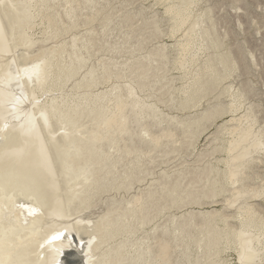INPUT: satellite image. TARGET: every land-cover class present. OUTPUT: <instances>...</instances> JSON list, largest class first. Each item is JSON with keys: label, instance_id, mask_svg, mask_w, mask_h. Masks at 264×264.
<instances>
[{"label": "bare ground", "instance_id": "6f19581e", "mask_svg": "<svg viewBox=\"0 0 264 264\" xmlns=\"http://www.w3.org/2000/svg\"><path fill=\"white\" fill-rule=\"evenodd\" d=\"M114 1L0 0V264H145L147 252L160 243L151 244L149 233L143 248L137 240L145 231L143 225L133 234L134 241L125 240L117 249L103 231L124 215L111 212L108 204L118 203L125 193L134 197L154 190L151 193L158 197V183L178 185V192L186 194L176 208L181 212L180 222L190 220L191 213L206 219L202 240L194 246L207 251L206 263L227 264L223 256L236 251L238 264H264V108L255 103L264 102V90L255 81H247L264 76L259 72L264 67V4H257V8L263 5L261 12H249L252 0H226L234 11L228 10L227 19L216 12L219 0H155L174 20L169 38L178 42L181 34V52L173 58L168 45L153 46L167 34L159 12L147 17L149 8L141 5L136 13L133 9L118 18ZM137 1L127 0L124 5ZM109 9L118 26L129 21L123 28L129 29L125 35L131 40L152 38L143 37L146 30L160 31L141 50L145 54L129 57L131 81L111 89L106 84L114 79L105 75L108 67L119 68L120 60L113 51L106 53L102 42L113 30L101 28L99 33L97 27L85 23ZM21 11H29L30 20L22 19ZM238 30L244 38L240 39ZM254 33L261 36L260 44ZM113 37L109 45L117 44L111 41ZM94 38L101 47H94ZM149 70L153 82L157 81L156 90L146 77ZM229 79L240 82L225 87ZM114 88L126 95L143 122L140 131L145 148L137 143L135 151L151 158L155 171L150 181L139 179L141 174L135 169L119 173L120 144L107 150L112 140L103 133L111 119L107 106L116 102L118 117L127 104ZM226 96L231 102L222 100ZM165 108L185 114L167 113ZM226 116L230 120L218 126L200 149V140ZM153 129L162 130L161 134L149 136ZM188 135L195 139L185 154L181 145ZM149 141L155 148L146 144ZM174 148L176 158L160 160ZM109 151L108 160L112 157L113 163L106 164ZM110 172L117 173L114 180L107 176ZM11 177L19 185L45 193V201L10 193L4 180ZM119 177L121 184L116 180ZM135 179L142 186L128 190ZM101 180H106L102 187ZM86 193L85 203L81 200L77 209H70ZM142 205L135 206L138 214L127 213L131 219L141 216L133 223L144 217ZM212 223L220 236L213 233ZM153 231L156 234L158 228ZM225 242L227 247L221 251ZM129 244L135 249L127 248ZM70 250L73 255L67 253ZM109 251L116 254L113 259ZM172 253L162 250L158 256L166 257L165 264L195 263L187 256L194 254L189 244L180 254Z\"/></svg>", "mask_w": 264, "mask_h": 264}, {"label": "rangeland", "instance_id": "374dc122", "mask_svg": "<svg viewBox=\"0 0 264 264\" xmlns=\"http://www.w3.org/2000/svg\"><path fill=\"white\" fill-rule=\"evenodd\" d=\"M119 1L120 2H118V0L114 1L115 2L114 8H115V12L118 13V16H117L118 18L120 16H122L123 14L127 13V11H131L133 9H136L133 12V13H136V11H139L138 7H141V5H143L145 8H147V7L149 8L147 10L148 13L146 12L147 17H151L152 16L151 13L153 11H155L154 13L159 12V14H160L161 18L163 19L165 25H167L166 26L167 34H166V36L162 37L163 39H160L158 41V43H155L153 46H155V45L161 46L162 44L168 45L170 47L169 51L171 52L172 57L173 58L178 57V54L181 52L180 46H179V43L181 40V34L178 36V37H180V40H178V42L169 38V35H171L170 34L171 27L174 26V20L172 17H170L166 14V10H165L164 6H156L155 0H139L131 6L124 5L127 2V0H119ZM248 2L250 3V0ZM225 3L227 5L229 4L226 0H219V2L216 3V4H218V6L216 8V12L218 13L219 17H227V19H229V17H230L229 11L234 12L232 9H230L231 8L230 4L227 7H224V11L222 13H220L221 7ZM258 3L264 4V0H258L257 2L252 0V4L250 3L248 6V9H250L249 12H251L252 10H256L257 12H261L260 8L263 5H261L257 8ZM104 5L107 6L108 4H104ZM25 7H28V6L26 5ZM151 8H153V9H151ZM21 10H23V9H21ZM113 13H114V11L112 9H109V10L105 11L104 13L100 14L98 16V19H95L94 21H93V18H91L89 21H85V23H89L92 25L90 28L97 27L96 30L99 33L102 32L101 28L113 30L110 35H107L105 37L103 35V37L105 38V42H102L104 51L106 53L109 51H113V53L116 54L115 56L120 60L119 64H118L119 68H116V67H114V65H112L111 67H108V69H107V73L105 76H109V77L114 79L109 84H106V86L109 89H111V87H113V86H115V87L119 86V85L124 86L125 84L129 83V81H131L132 69H130L129 65H128L129 64V60H128L129 57H131V55H138V53L145 54L146 51L144 52L141 50L145 47L146 43L154 40L157 36H160L159 30L150 29L151 32H149V30H146L145 32H143L144 33L143 37L152 36V38L144 40L141 37L139 39L131 40L125 35V31L129 30V29L123 28L124 25L129 24V21H124L123 25L118 26V21H115ZM19 15L21 16L22 19L26 17L30 20V17H28L29 11H23V12L21 11ZM251 17H252V15H251ZM230 19H231L230 22L232 24L231 26H233L232 18H230ZM86 25L87 24L82 25L81 28H85L84 26H86ZM17 27L21 28V25L19 24ZM169 28H170V30H169ZM25 30L26 29H21L22 32H25ZM79 30L80 31H86V29H84V30L79 29ZM239 32H240V30H238V33ZM38 33H40V32L38 31ZM112 36H115V37H113L111 41L115 40V42H117V44L111 43L112 45H109L107 43V41L108 40L110 41V38ZM239 36L241 39V36L244 38L245 34L240 32ZM254 36H256V38H258V41L261 38V36H259L257 33H254ZM249 37L250 36H248L247 38H249ZM94 40H95V42H94L95 46L94 47L96 49L98 47L102 46V45L100 46V43L97 42L96 38H94ZM22 41H23V39H22ZM241 41L243 42V40H241ZM160 42H161V44H160ZM258 43L260 44L261 41H259ZM151 46H150V48L153 47V46L152 47ZM218 47H220V46L218 45ZM252 48H254V47H252ZM245 50L247 51L246 48H245ZM188 56H189L188 57L189 60L186 63L187 68H189V65L191 63V59H190L191 53ZM262 57H264V56H262ZM157 59L159 60V58H157ZM262 63H264V61H262ZM153 64L156 65V62H153ZM146 67L148 69V66H146ZM171 67H173V69H174V63H172ZM259 72L261 74L264 73V67L260 68ZM174 73H175V75L178 74L176 72H173V74ZM219 73L220 72L218 71V74ZM259 75L260 74H258L256 77H254L253 80L247 79V81L251 80L253 84H254L253 81H255L258 84V86L261 87V89L263 88V90H264V76L263 75L259 76ZM152 76L153 75L151 73V70L146 72V77L150 81L153 90H156L158 84H157V81L153 82ZM143 78H145V77H143ZM229 80L226 81L225 87H229L232 83H236V84L238 83L239 84V82H240L239 79L238 80L229 79ZM133 83H135V82H133ZM177 84L179 85L180 82H178ZM114 90H116L117 93H119L120 97H123L125 99V101H127L126 95H124L121 91H118L115 88H114ZM228 97L229 96L223 97L222 100H224L226 103L231 102V98H228ZM112 100H114V98ZM215 100L216 99H213L212 102L215 103L216 102ZM253 101H255V100H253ZM255 103H258L257 105H260L261 108H264V102L263 101H262V103L261 102L259 103V101H256ZM116 105H117L116 102H110L107 106V109H109L110 112L107 113V111H105V113L109 114V116L111 117V119L109 121L110 123L103 130V133L106 134L105 137H109L110 139H112L109 141V145H107V150H111L116 146V144H120V146H121L120 160H119L120 165L117 166L120 169L119 173H130L132 171V169H135L137 174H141V177H138L139 179H141V180L143 179V182L144 181H150L151 177H152V173H154V171H155V169L153 168L152 163H151V158L148 157L147 155L138 156L137 155L138 152L135 151L136 149H138V147L136 146L137 143H139L141 147L145 148L144 146H142V144L145 143V140L142 138V134H143L142 131H140L141 126H143V124H142L143 122L141 121V118L137 115L136 109L133 108V105L129 101H127V104L124 105V108L126 109V111L125 112L121 111V113H119L118 117L115 116L117 114L115 111ZM165 112L171 113V114L173 113L176 115L185 114V113H182V112L176 111V110L171 111L169 108H167V109L165 108ZM123 114H125L127 117L126 118L122 117ZM114 117H115V119H113ZM229 120H230V116H226L223 119H221L217 123L216 126L212 127L206 133V135L200 140L199 148L201 149L202 146L206 143V140L210 139L211 138L210 136L214 135V133L216 131H218L219 127L221 125H223L225 122H228ZM127 131H131L133 134L131 135ZM136 131H137V133H136ZM161 131L162 130H160L158 132L156 129H153V131H152L153 134H148V135L151 137H153L155 135H160ZM120 132H122V133H120ZM116 136H119L120 138L124 137L127 142L126 141L124 143L117 142L115 139ZM188 136H190V138H185L183 140V144L181 145L182 152L185 154L190 152L189 148L192 147L193 140L195 139V137L193 135H188ZM133 140L137 141L136 144L133 143ZM148 143H146V144L149 147L155 148V146L150 145V144H153L151 141H149ZM86 148L87 147H84V149H83V151H85L84 154H86L88 157H90L89 156L90 154L88 153ZM119 150H120V147H119ZM176 151H177V148L176 149L175 148L169 149L167 151V153L165 154L164 158H161L160 160H166L168 158H176L178 155L176 153ZM109 154H110V151L107 153L106 161L108 160ZM144 159H146V161L143 162L142 160H144ZM89 160H91V159H89ZM110 163H113L112 157H110L109 160L106 162V164H110ZM59 166H60V164L57 165V168ZM91 169L92 168L89 167V170H91ZM13 175L17 180L20 179L19 175H17V174H13ZM107 176H109L111 179L114 180L117 177V173L110 172L109 174H107ZM121 178L122 177H119L116 179L117 181H119L120 184H121ZM146 178H148V179H146ZM130 179L131 178H129L128 180H130ZM0 182H2L1 178H0ZM105 183H106V180H101L100 186L102 184H105ZM4 184H5L6 189L10 193H17V195H19V197H27L30 199L32 198L34 200L37 199L40 202L45 201V199L47 197V195L45 193H43L41 191L37 192L36 191L37 189L31 190L32 188H29V187L25 186L23 183H20V185L25 186L26 189H28V190L22 188L19 184L16 183V181L14 180L13 177H11V180L5 179ZM95 184H97V183H95ZM141 184H142V182H139L135 179L133 181V185L128 187V190L132 189L133 187L137 188ZM18 187H21L20 191H17L16 188H18ZM155 187H156L157 194L159 195L158 197H155L153 195V193H151V192H154V190H152L150 193H147L144 195H136L134 197H132L131 193L127 194V195H125L126 194L125 193L123 197L119 198L120 200L118 203L114 202V203L108 204L111 212H117V213L121 212L124 215H122L118 219H114V221H112V222H110V224L106 225L105 231H103L104 237L106 238V240L111 241L113 244H116L115 249L122 247V244L125 242V240L134 241V240H132L133 234L140 232L139 229H140L141 225H143L145 227V231L143 233H141L140 236L137 237L138 242L141 245H143V248H145L144 245L147 242V235H149V233H151L150 235H153L150 238L151 244L160 243L159 246L154 245L152 250L147 252L148 258L145 261H143V262H145V264H165L164 261H165L166 257L161 259L158 256L162 250H166V252H167V250H169L173 253L176 252V253L180 254V251H182L186 247L187 244L191 245V248H192L193 253H194L192 255L190 253L187 255L189 258L192 259V261H195V263H192V264H208L205 262V260L207 259V257H206L207 251H206V253H204L203 251H197L195 249V247H197V244L199 242H201V240H202V225L208 224L206 219L202 216L197 217L196 215L191 213L192 217L190 218V220H189V218H187L186 222H180L179 216H180L181 212L176 211V208L180 205V199L186 198V194L181 195L180 192H178V188H177L178 185L176 187L173 184L168 186V185L163 184V183H158ZM11 190H13V191H11ZM30 191L32 193H30ZM42 193L44 194V196L42 198H38L40 196V194H42ZM85 195H83L81 197L82 199L81 198L78 199L79 201L77 199L74 200L72 202V204L70 205V207H71L70 209H72V210H75V208L77 209L81 205L80 201L83 200V202H84L86 200L85 198H87V193ZM130 195H131V197H130ZM124 200H126V201H124ZM23 201H26V200L24 199ZM190 201H191V199H190ZM142 202H143V205L141 207L144 208V212H143L142 216L144 215V217L142 218L141 221H139L137 223L136 222L133 223L132 221H134L136 219H140L141 216L138 218L131 219L129 217V215H127V213H129L131 210V211H135V214H138L139 211L137 210V208L135 206L137 204L140 206L142 204ZM187 202H189V199H187L185 201V203H187ZM187 207H189V206H187ZM218 207H220V206H218ZM200 209L202 210V208H200ZM2 214H4V212ZM2 216H5V215H2ZM155 223H156V225L153 226V224H155ZM148 224H151L152 227L149 228ZM211 226H212L213 233L215 234V236L219 235L218 226L214 223H212ZM155 227L158 228V232L156 234H154V231H153V228H155ZM12 228L14 229V227H12ZM222 228H225V227L223 226ZM7 232L10 234L9 231H7ZM164 243H166V244H164ZM181 245H183L182 248L179 247ZM222 246L223 247H222L221 251L225 247H227V242L222 244ZM127 248L135 249V245L129 244ZM5 249L7 250L8 248H5ZM130 252H133V251H129L128 253H130ZM108 254H109L108 255L109 259H113L116 256V254H112V252H110V251L108 252ZM164 254H165V252L163 253V255ZM181 254H183V252H181ZM6 256H7V254H6ZM16 259H13L12 262L13 263L17 262ZM223 259L224 260L226 259L228 261L227 264H238V253L236 251H230L225 257L223 256ZM140 260H142V258H140Z\"/></svg>", "mask_w": 264, "mask_h": 264}, {"label": "water", "instance_id": "95a60500", "mask_svg": "<svg viewBox=\"0 0 264 264\" xmlns=\"http://www.w3.org/2000/svg\"><path fill=\"white\" fill-rule=\"evenodd\" d=\"M67 253H68L69 255H73V254H74V252L71 251V250H70L69 252H67ZM68 254H67V255H68Z\"/></svg>", "mask_w": 264, "mask_h": 264}, {"label": "snow or ice", "instance_id": "6c2138e0", "mask_svg": "<svg viewBox=\"0 0 264 264\" xmlns=\"http://www.w3.org/2000/svg\"><path fill=\"white\" fill-rule=\"evenodd\" d=\"M56 237H54V239H55Z\"/></svg>", "mask_w": 264, "mask_h": 264}]
</instances>
